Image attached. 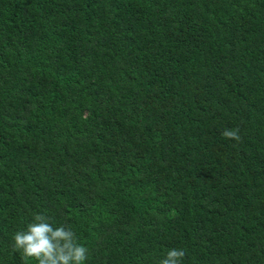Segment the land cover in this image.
<instances>
[{
	"label": "trees",
	"instance_id": "16d2710c",
	"mask_svg": "<svg viewBox=\"0 0 264 264\" xmlns=\"http://www.w3.org/2000/svg\"><path fill=\"white\" fill-rule=\"evenodd\" d=\"M36 214L84 264H264V0H0V264Z\"/></svg>",
	"mask_w": 264,
	"mask_h": 264
},
{
	"label": "clouds",
	"instance_id": "9594fccd",
	"mask_svg": "<svg viewBox=\"0 0 264 264\" xmlns=\"http://www.w3.org/2000/svg\"><path fill=\"white\" fill-rule=\"evenodd\" d=\"M222 135L236 141L241 139L239 129H226ZM13 248L37 264H84L88 254L87 247L78 242L73 230L63 225L53 227L43 214H36L26 230L14 234ZM184 256L183 249L173 248L159 264H182Z\"/></svg>",
	"mask_w": 264,
	"mask_h": 264
},
{
	"label": "bare ground",
	"instance_id": "6f19581e",
	"mask_svg": "<svg viewBox=\"0 0 264 264\" xmlns=\"http://www.w3.org/2000/svg\"><path fill=\"white\" fill-rule=\"evenodd\" d=\"M81 74V73H80ZM78 103V102H77ZM73 110V109H72ZM110 159V158H109ZM232 180V179H231ZM248 180V179H247ZM136 186V185H135Z\"/></svg>",
	"mask_w": 264,
	"mask_h": 264
}]
</instances>
